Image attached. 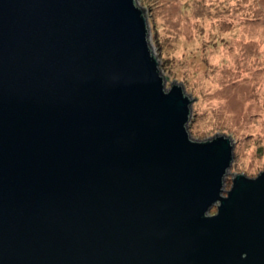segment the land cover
I'll return each mask as SVG.
<instances>
[{
    "label": "water",
    "instance_id": "1",
    "mask_svg": "<svg viewBox=\"0 0 264 264\" xmlns=\"http://www.w3.org/2000/svg\"><path fill=\"white\" fill-rule=\"evenodd\" d=\"M189 106L135 0H0V264H264V171L223 197Z\"/></svg>",
    "mask_w": 264,
    "mask_h": 264
},
{
    "label": "rangeland",
    "instance_id": "2",
    "mask_svg": "<svg viewBox=\"0 0 264 264\" xmlns=\"http://www.w3.org/2000/svg\"><path fill=\"white\" fill-rule=\"evenodd\" d=\"M135 3L165 89L179 86L190 101L189 138L232 139L226 197L233 178L254 179L264 171V0Z\"/></svg>",
    "mask_w": 264,
    "mask_h": 264
}]
</instances>
